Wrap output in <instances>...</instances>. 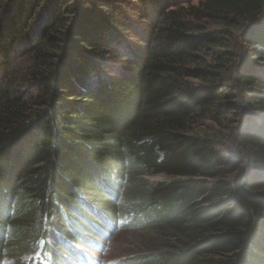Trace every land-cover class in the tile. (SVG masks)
I'll use <instances>...</instances> for the list:
<instances>
[{"label":"trees","instance_id":"16d2710c","mask_svg":"<svg viewBox=\"0 0 264 264\" xmlns=\"http://www.w3.org/2000/svg\"><path fill=\"white\" fill-rule=\"evenodd\" d=\"M112 1L0 0V58L24 41L33 84L0 87V252L63 261L68 236L89 245V217L74 210L108 195L122 155L170 178L136 216L172 243L137 264H264V0H137L156 36L138 52ZM199 119L238 120L235 152L195 133Z\"/></svg>","mask_w":264,"mask_h":264},{"label":"rangeland","instance_id":"374dc122","mask_svg":"<svg viewBox=\"0 0 264 264\" xmlns=\"http://www.w3.org/2000/svg\"><path fill=\"white\" fill-rule=\"evenodd\" d=\"M170 1L177 6H184L186 4L197 5V2L200 0ZM108 6V10L112 9L116 13L120 12L125 14V20H127V22H123L122 25H124V29L129 35L125 40L129 43L128 46L130 49H128L124 43L119 45L127 47L128 50L138 52L142 49V46L155 41L156 36L154 35V31L148 28L150 27V25L147 24L148 22H140V17L144 13L143 10L146 9V12L148 11V4L142 9L143 6L137 4V0H116L112 1L110 6ZM154 23H157V21ZM137 29H139L140 35L134 34ZM138 40L142 41L138 42ZM125 54L124 52L121 54L120 67H124V61L130 58L129 52ZM10 59V64L6 65L2 63V58H0V87L3 85H11L13 89H16L24 95L31 93L33 90V84L29 79L31 64L30 58L27 56V48L24 41H17L15 43L13 52L10 54ZM113 73V75L116 74L115 71ZM231 87L234 91L233 93L238 96L241 95L242 88L238 86L237 83L234 85L232 84ZM226 123L227 121H224L223 125L218 126L208 119H199L194 128V132L206 133L209 135L217 133L218 137L223 140V148L229 152H235V147L233 145L234 126H239L240 122H238V120L234 123L230 122L228 127ZM119 157L122 159V162L116 163L118 166H116L115 170L111 173L110 181L113 184L109 185L110 191L108 195L107 192L106 195L101 192L84 195L83 197L87 199L89 203L86 205L87 209L85 210V207H79L80 210H74L77 216L79 214L78 212L82 210V213L84 212L87 214V217H89V221L86 223H79L81 226H77L80 228L78 232L83 236H88L83 234L84 232L88 233L95 239L92 240L89 245L81 244V240L74 243V245L80 244L82 255L80 259L73 264H128L129 262H131L130 264H137L139 261L146 262L148 258H151L150 255L160 247L158 244L168 245L172 243L169 239L172 234L171 230L167 228H161L159 230V228H154L145 221L144 215L136 216V214L140 213L147 205L142 199L144 191L158 182H168L170 178L163 174L148 173L136 169L124 156L120 155ZM104 215H106V217L100 220V225L97 224L99 227L106 230L104 235L100 237L92 230L95 227L92 226L93 222L91 221L94 220L96 222L99 217H104ZM43 222L45 223L44 218ZM43 222L42 224L44 225ZM86 226L92 229L87 228L85 231ZM29 227V229H31V226ZM52 228L53 227L49 226L47 229L54 234L55 237L53 234L52 236L55 242V238L58 239L60 236L55 233V230ZM110 228H112V230H109ZM28 235L29 234H27L26 239H29ZM71 237L73 236H68L67 239L71 240ZM54 242L52 244V242L49 241L48 247L55 249ZM42 245L43 243L40 242V248ZM6 246H10V242H7ZM6 248L7 247L0 252V264H27L29 261L30 264H34L38 256V252L34 254H25V250H23L20 255L14 256V254L9 252ZM55 254V252L50 254L46 250L44 255H42V258L46 261L45 264H48V262L62 264L63 262H56L54 261L55 259L51 260V258H55ZM146 256L149 257L146 259L141 258ZM39 262L40 263L37 264H43L42 261Z\"/></svg>","mask_w":264,"mask_h":264},{"label":"bare ground","instance_id":"6f19581e","mask_svg":"<svg viewBox=\"0 0 264 264\" xmlns=\"http://www.w3.org/2000/svg\"><path fill=\"white\" fill-rule=\"evenodd\" d=\"M77 240H75V241H70V243L73 245L75 242H76ZM79 242V241H78ZM85 245V244H84Z\"/></svg>","mask_w":264,"mask_h":264}]
</instances>
